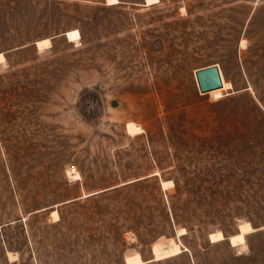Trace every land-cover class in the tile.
Wrapping results in <instances>:
<instances>
[{"label": "rangeland", "instance_id": "374dc122", "mask_svg": "<svg viewBox=\"0 0 264 264\" xmlns=\"http://www.w3.org/2000/svg\"><path fill=\"white\" fill-rule=\"evenodd\" d=\"M108 1L0 0V264H264V0Z\"/></svg>", "mask_w": 264, "mask_h": 264}, {"label": "bare ground", "instance_id": "6f19581e", "mask_svg": "<svg viewBox=\"0 0 264 264\" xmlns=\"http://www.w3.org/2000/svg\"><path fill=\"white\" fill-rule=\"evenodd\" d=\"M158 1L159 0H147L149 5L153 4V3H156ZM119 2H120V0H109L108 1L109 4H116V3H119ZM66 36L71 41H80V39L82 37L81 32H80L79 29H72V30L67 31L66 32ZM37 45H38V47L40 49L48 47V46L51 45V39L50 38H45V39L39 40V41H37ZM4 60H5L4 53H0V62H2ZM222 77H223V75H222ZM231 87L232 86H231L230 83H227V82L223 81V86L222 87L212 89L211 91H212L213 96L219 97V96L223 95V91L221 90V88L222 89H230ZM211 91H209V92H211ZM171 182H173V181L172 180L163 181L162 185H163V187H167ZM54 212L56 213L57 210H54ZM254 230L255 229L252 227V225H251V223L249 221L243 222L240 225L239 233L231 235L229 237V241L233 245H242L243 246V245L246 244L245 234L248 233V232L254 231ZM180 232H181V234H183V233L186 232V230L183 228V229H181ZM210 237H211V241H219V240H223V239L227 238L225 236V234L221 230L213 232L210 235ZM182 251H183L182 247L177 242H175L172 238L170 239V243L168 245H166V247H165V253H166L167 256L175 255V254H178V253H180Z\"/></svg>", "mask_w": 264, "mask_h": 264}, {"label": "water", "instance_id": "95a60500", "mask_svg": "<svg viewBox=\"0 0 264 264\" xmlns=\"http://www.w3.org/2000/svg\"><path fill=\"white\" fill-rule=\"evenodd\" d=\"M141 4L144 6L149 5L147 0L142 1ZM196 76L202 92H209L212 89L223 86L221 68L217 63L198 68L196 70ZM227 237L229 238L230 236Z\"/></svg>", "mask_w": 264, "mask_h": 264}, {"label": "crops", "instance_id": "0c3cea01", "mask_svg": "<svg viewBox=\"0 0 264 264\" xmlns=\"http://www.w3.org/2000/svg\"><path fill=\"white\" fill-rule=\"evenodd\" d=\"M65 35H66V33H65ZM37 43V42H36ZM264 228V227H263ZM258 229H262V228H258ZM258 229H256V230H258ZM228 238V237H227ZM226 239V238H225Z\"/></svg>", "mask_w": 264, "mask_h": 264}]
</instances>
